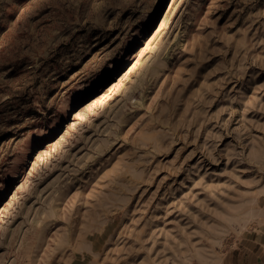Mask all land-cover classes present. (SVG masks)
<instances>
[{
  "label": "rangeland",
  "instance_id": "374dc122",
  "mask_svg": "<svg viewBox=\"0 0 264 264\" xmlns=\"http://www.w3.org/2000/svg\"><path fill=\"white\" fill-rule=\"evenodd\" d=\"M263 231L264 0H0V264H224Z\"/></svg>",
  "mask_w": 264,
  "mask_h": 264
},
{
  "label": "crops",
  "instance_id": "0c3cea01",
  "mask_svg": "<svg viewBox=\"0 0 264 264\" xmlns=\"http://www.w3.org/2000/svg\"><path fill=\"white\" fill-rule=\"evenodd\" d=\"M224 264H264V231L248 241L240 240L225 254Z\"/></svg>",
  "mask_w": 264,
  "mask_h": 264
}]
</instances>
